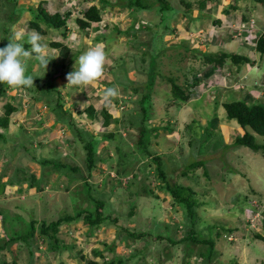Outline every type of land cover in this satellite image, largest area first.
<instances>
[{
    "label": "rangeland",
    "instance_id": "1",
    "mask_svg": "<svg viewBox=\"0 0 264 264\" xmlns=\"http://www.w3.org/2000/svg\"><path fill=\"white\" fill-rule=\"evenodd\" d=\"M40 1L42 0H20L19 7H37ZM43 1L47 2L45 7L50 9L51 12L61 11L64 13L70 9L74 12L73 19L69 24L71 33L68 37L63 38L60 32H52L41 40V43L45 46L47 56H54L58 63L62 61L60 53L51 50L47 41L64 42L71 48L69 58L66 60V66L61 72H57L60 75L54 81V90L58 89L62 92L66 107L73 112L80 128L88 130L96 136H101L110 131L115 132V143L123 142L122 147L126 151L135 149L137 131L131 128H129L131 129L130 131L125 130L123 126L118 130L115 124L105 127L100 113L103 108H107L117 118L131 119L132 116L138 117L139 111H136L134 102L140 96L135 94L134 88L141 86L148 80L147 72H149L150 61L153 56L155 57L157 50L160 52L156 59L158 70L152 94L153 109L151 115L152 123H150L153 126H157L158 131L154 134L155 136L153 134L151 136L152 145L150 149L161 156L173 181L194 187L199 193V200L201 203L203 202L198 210L200 217L203 219L200 227H202L201 231L205 232V234H201V237H216V233L222 225H227L229 229L233 230L229 233L221 231V237L216 240V252L214 253L212 264H260L263 262L264 243L253 238L252 230L256 229L262 232L257 225V221L262 211H264V157L261 153H256L249 148L235 146L234 139L238 133L232 136V132L239 125L236 121H230L227 118L221 104L222 102L248 100L256 97L255 92L257 89L255 85L259 81H264L262 76L264 72V56L260 58V71L252 73L245 80V83L243 81L236 86L235 83L238 81L237 77L239 76L232 70L239 68L242 73L248 67H243L242 65L236 67L229 63L223 70L219 81H216L212 73L206 70L211 66L205 65L202 55L207 52H228L252 57L254 42L264 33V27L259 24L261 22L260 17L264 19V6L253 0H210L207 2V8L199 10V0H183L193 3V13L186 14L185 6L180 3L182 0H168V2L173 3L175 8L173 9L174 13L171 12L165 16L160 13L159 9L130 13L126 10L118 11L117 8H111L105 14L104 18L106 19L103 18L100 27L97 28L98 25H96L94 28L97 29H92L87 36L74 22L78 13L88 7L86 0ZM234 6L238 7V9L233 10L232 7ZM8 9L10 10L11 7ZM244 15H247V18L248 15H252L253 20L248 23L242 22ZM162 16L167 21L160 23ZM23 17L25 18L24 20L9 29V35L13 36L14 30H23L24 38L27 37L29 30L25 20L31 19V16L27 12ZM216 20H221L223 24L221 26L217 25L215 23ZM143 22H155L157 25L155 30L157 32H154L159 35L152 43V47L157 50L156 52L154 49L150 50L151 54L147 52V62H143V50H146V48L134 45L129 37L123 36L125 32H122L121 35L117 34L113 26L117 24L123 31L130 29L134 24L139 27ZM101 26H109L110 29L106 30ZM167 27H170V29L175 27L174 34L170 33L167 36V34L159 33L161 31L165 32ZM4 33L0 30L2 35H0V43H5L4 46H7L6 44L10 42L9 38L11 36L4 41L2 38ZM101 34H106L108 40L103 41L100 39L99 36ZM138 39L141 42L149 40V32H141ZM97 44H102L106 53L103 78L96 82L94 86H67L66 74L75 70L78 57ZM28 65L36 72L34 74L37 77H33V79H38L45 75V73H41L42 70L38 73V63L32 61ZM233 67L236 68L233 69ZM57 69L54 68L52 73L56 72ZM231 71L232 73H230ZM201 73L203 74L201 75ZM34 74L33 76H35ZM186 76L188 78L192 76L194 79L204 78L202 88L205 89V92L187 104L169 106V102L172 99L171 85L166 78L176 77L180 83H184ZM222 77L225 82H223ZM256 78L258 79L255 80ZM2 84L0 83V88ZM109 87L116 88L119 95L110 101H103L102 93ZM19 91L21 92V89ZM16 94L17 91L10 87L8 88L7 98L0 94L1 113L3 112L1 108L4 104L9 102L11 97ZM262 96L260 95V97ZM218 103L219 106L217 108L216 104ZM90 104L96 107L98 113V118L93 122L86 119L85 113L82 115L78 114ZM30 106V101H26V106L14 114L15 117L7 136L9 138L14 136L16 141L17 137L22 134L21 131H18L19 127L22 129L25 127L28 132H35L38 128L36 119L42 116L46 121L43 126L46 129V133L45 136H36L37 139L32 141L34 142V147L30 146L32 155L40 160L41 158H60V156L65 157L76 154L73 159L82 165L83 163L80 161L85 157V152L79 143L73 144V138L68 129L60 126L50 128L54 114L51 111L49 113V109L44 106V103L32 105L34 107ZM28 107L30 108L28 109ZM26 111H29L28 116ZM38 111L41 113H38ZM213 117H218L217 119L219 120L215 127L216 130L213 131V137L208 142L206 140L207 136L202 135V132L200 134L199 125L209 124ZM195 119L197 122L191 123ZM127 123L128 121L125 122L126 127ZM167 124H170L169 128H166ZM187 125H191L192 132L196 136L200 135L197 140L192 141L193 139L190 135L192 132H188ZM120 134L121 138L119 137ZM256 139L259 144L264 145V137L257 136ZM15 141L13 140V142ZM10 142L11 140L7 139L4 142L6 144L1 143L0 146L2 151H7L3 157L4 162L2 159L0 160V168L2 164L3 167H8L7 174L9 177L12 175L9 169L13 165L20 163L22 165V163L25 164V160H28L27 158L22 161L18 157L16 160H13V157L10 160V153L8 152H10L9 147L13 145ZM103 146H109V150L106 153L112 157L108 165L111 164V167L116 169L118 166L120 167L115 145H111L109 141L101 142L99 151L102 150ZM149 161L144 160L142 163H137L134 167V174L137 175L138 179H132L133 175L131 174L126 178H122L120 183L116 181L115 171H113V168H110L112 170L110 171L108 165L100 163L99 169L93 173L96 177L93 180L95 186L103 184L107 174L110 175L106 180L107 187L105 192L102 188L92 187V190L90 189L91 194L96 198L103 192L106 193L104 199L106 216H109L113 223L105 228L107 230L105 234H107L109 239L112 236L114 237L112 242L110 241L107 244L108 246L104 247L105 251L109 252V249H113V246H116L114 256H128L130 255L129 251L123 249L125 244V246L127 245L133 250L134 259L130 264L137 263V261L140 264H152L160 257H162L161 264H186L187 259L185 258L188 247L183 242L176 245L172 243L184 235L185 231L177 229L179 223L182 224L183 228L186 227L183 213L182 211L176 212L172 208L171 198L161 193L157 188L159 182L152 175L156 165L153 164L149 168ZM195 161H203L208 172L205 173L203 168H198L195 172H192L193 174H188L189 177H183L182 171L185 170L187 165ZM28 162H26L25 166L27 167L28 165V169L36 177H41V167L33 162ZM148 172H152L149 179L142 183L145 174H148ZM113 178H115L114 181L112 180ZM50 179H52V182H59L60 179L65 182L68 181L65 176L59 177L57 174L51 176ZM3 182H7V178H3ZM25 184H19L22 186L17 190V195L8 200H6L7 198L4 195L6 188L0 185V197L5 196V198L0 199V213L4 219V226L1 220L0 223L1 227L5 229L7 237L11 236L10 238H12L13 236L27 234L33 221L49 223L68 215H75L80 209L91 212L96 210V205L89 197L87 198L90 193L84 183L79 185L73 196H71V189L70 194L68 193L69 189H67V186L61 190L62 193L52 195L56 197L53 204L48 203L46 194L38 193V189L36 194H32L31 188H27ZM145 186L155 190L160 197L156 199L153 196L145 195L143 193ZM44 187L45 185L42 186V188ZM83 191L86 192L83 194ZM104 193L103 195H105ZM212 226L216 230H213ZM122 228L128 229L135 234L145 233L147 237L145 240L135 241L132 246L130 240L133 241V239H128L126 237L127 233L122 231ZM60 232L62 233V231ZM5 235L0 232V246L6 241ZM158 236L163 237V239H157ZM64 238L70 242L69 237L65 236ZM199 247L197 248L196 246L191 253L188 252L192 258V264H198L199 262V260L195 259ZM7 248L10 250L8 254L0 251V264L12 262L11 259H17V264H26L28 246H21V242H19L13 243ZM113 255L109 258H112ZM201 262L199 264H202ZM37 263L38 261H36ZM203 264H208V262Z\"/></svg>",
    "mask_w": 264,
    "mask_h": 264
},
{
    "label": "trees",
    "instance_id": "2",
    "mask_svg": "<svg viewBox=\"0 0 264 264\" xmlns=\"http://www.w3.org/2000/svg\"><path fill=\"white\" fill-rule=\"evenodd\" d=\"M208 1L210 0H199V10H204L205 8H207ZM253 1L264 6V0ZM86 2L88 4V7L78 13V16L75 17L74 22L77 27L81 31H83L87 36L90 34L92 29L95 30L100 27L103 21V16L111 8H117L118 11L126 10L130 13H138L159 9L160 13L164 14L163 16H165L166 14L169 15L171 12L174 13L173 9L175 8L173 3L168 2V0H86ZM19 3L20 0H0V30L1 32H5L4 37H2L4 41L11 36L9 35V29L11 27L16 26L21 20H24L25 18L23 16L27 12L31 16V19L25 20L28 24V33L35 30V32H37L42 37V40L44 39L43 37L48 36L52 32H60L63 38L68 37L71 33V27L69 24L70 21L73 19V10L70 9L64 13L61 11L51 12L50 9L45 7V4L47 2L43 0L38 3L37 7H19ZM180 3L181 5L185 6L186 14L193 13L192 2H185L182 0L180 1ZM10 7L11 9L9 10L8 8ZM232 9L236 10L238 9V7L234 6L232 7ZM163 16L161 18L162 20L160 21V23L162 21H167ZM243 19L247 21V16ZM143 23L139 27H136V24H134V26H132L130 29L123 31L117 24H114L113 26L117 34L121 35L122 32H125L123 36L125 35L129 37L134 43V45H139L142 48H146V50H142L144 51L143 62H147V52L151 54L150 50L154 49L155 52L157 50L156 48L152 47V43L157 39L159 35L158 33L154 32L156 31L155 29H157V25L155 22L144 24ZM215 23L217 25H221V20H216ZM96 25H98V27L94 28ZM103 28H105L106 30L110 29L109 26H105ZM175 30V27H172L171 29L170 27H167L165 28V32L161 31L159 33L163 35L167 34L168 36L170 35V33L174 34ZM143 31L149 32L150 39L141 42L138 37L139 34ZM99 37L103 41L108 40L106 34H101ZM27 38L28 37L24 38L23 44L25 49L29 50L31 48V45L27 43ZM47 42L48 47H50L51 50H55L60 53L62 61L58 63L57 59L54 56H47V59L49 60L48 68L41 67L39 65V62L36 61L34 58L29 59L26 62V74L31 75L32 77H37V75L34 74L36 72H34L32 68L28 65L29 62L33 61L38 63L39 65L38 73L42 70L41 73H45V75L41 76L38 79L35 78L33 86L30 88L10 87L14 91H17V94L11 97L9 102H6L4 104V106L2 107L3 112L0 113V141H2L0 142V146L1 143H4L9 138L7 136L6 131H8L10 127L12 116L17 113L22 107L26 106V101H30V107H34L35 104H39L42 102L44 103V106L48 107L51 113L54 114L55 122L53 126L61 124L62 126L66 127L72 135L73 144L75 145L76 143H79V145L82 147L83 151L85 152V157L82 158L80 162H82L83 164L80 165L77 161H75V159H73L75 158L76 154L68 155L65 157L60 156V158L55 157L53 159L38 160L36 156L32 155L30 150L31 145L34 147V142L32 141L37 139V134H30L23 128L21 130L22 134L17 137L16 141L15 139H13L15 142H13V140L10 142L13 143V145L9 147L10 152H8L10 153V160L12 159V157L13 160H16L18 157L22 161L28 158V160H25L26 162L30 161L33 163H38L41 166L43 175L40 179H38L36 175L28 169V165L27 167L25 166L26 162H24L25 164L22 163V165H20L21 163L13 165L11 167L12 169H9L12 172L11 177H9L7 174L8 167L6 168L4 166L3 172L0 176V185L6 188L7 185H13L15 183L18 185L22 183H28L29 187H36L38 191H40L42 189L43 183L47 178H51V176H53L54 174H57L59 177L65 176L68 180V184L65 185V187L67 186V189H70L73 183H84L86 189H89L90 193L89 195H87V198L89 197V199L93 201V203L96 205V210L94 212H91L80 209V211H78L75 215H68L66 217L60 218L56 221H52L49 223L45 221L41 223L33 221L31 223V229L27 234L22 236H13L12 238H10L11 236L7 237L5 235V229L2 228V232L5 235L6 241L4 240V244L0 246V251H2V253H5L4 251L8 250V246L12 245L13 243L21 242V246H28L29 248L27 253L28 257L26 258L27 264H34L35 252L38 251L41 245H45V250L48 253L64 251L67 247H69L68 244L62 238L59 237V232L63 225L83 220L84 223L90 228V232L93 234L97 231V229H99L103 225H110L113 223L110 220L111 218L109 216H106V204L104 203V199L106 196V193L104 192L107 187L106 180L110 175L107 174L106 180L101 186H95L93 184V180L96 179L93 173L94 171L99 169V164L102 163L108 165L109 161L112 160V157L106 153V151L109 150V146H103L102 150L99 151L101 142L109 141L111 142V145H115L117 149L116 153L119 159L118 165H120V167L118 166L117 169L111 167V164L108 165L109 169L113 168V171H115V178H117V182L120 183L122 178H126L131 174L133 175L132 179H138L137 175L134 174V167L137 163H142V161L144 160H150L149 168L153 164L156 165V169L154 170V173L152 175L155 180L159 182L157 188L161 191V193L171 198L173 206L172 208L176 210V212L182 211V215L184 216V222L186 223V227L184 228L181 226L182 224H178L177 229L185 232L183 236H180L179 239H176L172 242L173 245L179 244L180 242L186 244V247H188L187 256L185 258L187 259L186 264H192V258L189 253H191L196 246L197 248L198 246H202L201 248L199 247L196 253L197 257L195 259L199 260L198 264L200 263V261H202V264L206 262H208V264H212L213 256L216 252V240L221 237V231L229 233L233 230L229 229L227 225H222V227L218 229L216 233L217 238L201 237V234H205V232L201 231L202 227H200L201 220L203 219L200 217L198 210L203 202L201 203L199 200V193L194 189V187L186 186L182 183H179L178 181H173L172 176L168 173L166 169V164L161 158V156L150 149L152 145L151 136L152 134H156L158 131L157 126H153L150 123H152L151 115L153 109L152 94L154 91V82L157 76L156 72L158 70L156 59L157 55H159L160 52H158L157 50L155 57L153 56V59H151L150 61V65L148 68L149 72H147L148 80L141 86L134 88L135 94L140 96L139 99L134 102L136 111H139V115H137L138 117L132 116L131 119L117 118L112 113H110L107 108H103L100 113V116L103 119V125L105 127H109L110 125L115 124V127L118 130H120V128H122L123 126L125 130L130 131L131 129H135L137 131V142H135V149L126 151L122 147L123 142L115 143V132L110 131L108 133L102 134L101 136H96L90 131L79 127V124L76 120V117H74L73 112L68 107H66V104L64 102L65 98L62 92L58 89L54 90V81L57 76L59 77L60 74L58 73L61 72L62 69L66 66V60L69 58L71 48L68 44H65L64 42ZM254 43L256 52L259 53L261 56H264V33H262V35H260ZM4 44L5 43H0V48L5 47ZM34 55L35 54H33V56ZM202 58L204 60L205 65L211 66V68L213 69L212 75L216 81H219V78L223 74V70L228 66L229 63L233 64L236 67L245 64H255V61L252 58L237 53L207 52L202 55ZM54 68L58 69L56 70V72L52 73V70ZM31 73H33L35 76H33V74ZM166 79L171 85L172 99L169 102V106H181L187 104L191 100L195 99V97L202 95L205 92V89L202 88V83L204 82L201 78L194 79V77L192 76H190L189 78L188 76H186V80L184 83H180L178 81V78L176 77H168ZM8 88L9 86H7L6 84H2V87L0 88V94L4 98L8 97ZM19 89H21V92L19 91ZM17 98H19V100H17ZM218 106L219 103L216 104L217 108ZM221 106L224 108L227 118L230 121H236L240 126L241 130L243 131L242 135H238L236 137L234 142L235 146L249 148L250 150L256 153H261L264 157V145L259 144L256 139L257 136L264 137V99L258 98L256 96L248 100L246 99L232 102H222ZM38 113L41 112L38 111ZM83 113L86 114V119L91 120L92 122L98 118L97 109L93 104H90L85 108L84 111H81L78 114L82 115ZM217 118L218 117H213L212 121H210L209 124L199 125L200 134L202 132V135L207 136V138H205L206 140H208V142L213 137V131L216 130L215 127L217 126V121L219 120ZM43 121V117L40 116L39 119L37 118V126H40ZM126 121H128L127 127L125 126ZM196 122L197 120L195 119L192 120L191 123ZM169 126L170 124H167L166 128H169ZM211 127L213 130L211 129ZM187 130L188 132H192L191 125H187ZM190 135L192 136V141L197 140L200 136H196L193 132ZM119 137H122L121 134L119 135ZM12 147L14 148V150H12ZM5 153H7V151H2V149H0V160H3ZM198 168H203L205 173L208 172V169H206L205 163L203 161H195L194 163H190L185 167V170L182 171L183 177H189L188 174L195 172V170H197ZM111 169L110 171H112ZM151 173L152 172H148V174H145L142 183L149 179ZM5 177H9L7 182H3V178ZM115 178H113L112 180L114 181ZM92 187L99 189L102 188L104 190L103 193L105 195H103L102 193L99 197L96 198L91 194ZM85 192L86 191H84L83 193ZM143 193L148 196H153L156 199L160 197L155 190L149 187L147 188L146 186L143 189ZM102 197L103 199H101ZM1 216L2 214L0 213V220L3 222L4 219ZM257 225L261 228L262 232L253 229V238L264 243V211H262L259 220L257 221ZM179 226L181 227L179 228ZM212 229L216 230L215 227H213ZM122 231L127 233L126 237L128 239H133V241L130 240V243L133 244L135 243V241L145 240V238L147 237V234L145 233L135 234L125 228H122ZM157 239H163V237L158 236ZM107 246L108 245L105 244V247ZM113 247L114 250L109 249V252L114 254V251L116 252V246ZM126 247L128 248L127 245ZM102 254L103 253L101 251L95 252V255L99 257L103 256ZM79 256L82 260H85V256L82 252H79ZM116 256L118 255H115L111 260L104 261L103 264H130L131 261L134 259V255L130 257ZM155 262H152V264H155ZM14 264H17V262L15 261ZM87 264L98 263L94 261H89L87 262ZM133 264H140V262L138 261L137 263ZM156 264H161V261L158 260ZM261 264H264V262H262Z\"/></svg>",
    "mask_w": 264,
    "mask_h": 264
},
{
    "label": "crops",
    "instance_id": "3",
    "mask_svg": "<svg viewBox=\"0 0 264 264\" xmlns=\"http://www.w3.org/2000/svg\"><path fill=\"white\" fill-rule=\"evenodd\" d=\"M104 16H103V18H104ZM246 16L247 15H244L243 18L246 17ZM243 18H242L241 21L242 22H246V23L253 20V16L252 15H250V16L248 15L247 21H245ZM104 19H106V18H104ZM260 21L261 22H259V24L264 27V19L262 17H260ZM221 24H223V22H221ZM219 26H221V25H219ZM101 27L103 28V26H101ZM252 48L254 49L253 50L254 53L252 52V55L253 56L250 57V58H252L255 61V64L254 65H250V64L242 65L243 67H248V69L243 70L242 73H241V69L236 68V67H233V69L234 68H236V69H234L232 71L234 73H237V75L239 76V77H237L238 78V81H236V83H235L236 86L238 84H240L241 82H243V81L245 83V80H247L252 75V73H255V72L260 71L259 63H261L260 58H262V56L259 53L256 52V50H255V44H254V46ZM206 70H209L213 74V69L211 67L209 69H206ZM232 71L230 73H232ZM202 74L203 73H201V75ZM262 76H263V80H264V72H263ZM201 79L203 80L204 78L201 77ZM257 79L258 78H256L255 80H257ZM223 82H225V79L224 78H223ZM256 82H258V81H256ZM255 86H256V89H257V91L255 92V95L258 98L264 99V81H259L258 83H256ZM260 95H263V96L260 97ZM29 108L30 107H28V109ZM28 112L29 111H26L27 116H28ZM49 113H50V109H49ZM14 117H15V115H13L12 118H11V124H10V127H9L8 131L10 130V128L12 126V122H13V118ZM45 122L46 121L44 120L43 123H41V125L38 126V128H37V130L35 132H29V133L30 134L31 133L37 134L36 135L37 137L38 136L40 137L41 135H44L45 136L46 129L43 128V126L45 125ZM54 122H55V118L53 116V118H52V125H51L50 128H57L58 126H60L61 128H64L65 129V127L62 126L61 124H58L56 126H53L54 125ZM14 123H15V121H14ZM23 128L25 129V127H23ZM21 130H22V128L19 127L18 131H21ZM8 131H6V132L8 133ZM50 132L52 134H54L53 131L50 130ZM232 133H233L232 136L233 135L235 136L236 133H238V135H242L243 134V131L238 126V128H236L235 131H233ZM14 138H15L14 136H11V138H8V139H10L12 141ZM235 139H236V136H235ZM42 159H47V158H41L40 160H42ZM48 159H53V158H48ZM35 164H38V163H35ZM2 172H3V164H2V166L0 168V176H1ZM41 174L43 175L42 169H41ZM41 177H37V178L40 179ZM5 178H7V181H8L9 177H5ZM45 178H47V177H45ZM22 184H25V183H22ZM67 184H68V182L67 181L66 182L65 181H62V179H60L59 182H57V181H53L52 182V179H50V178L48 179L47 178L45 180V182L43 183V185H45V187L42 188L40 191H38V193L46 194L48 196V203L49 204H53L55 202L56 197H54L52 195H55V194L57 195V194L62 193L61 190H63V188H66L65 185H67ZM80 184L81 183H73V185L70 187V189L72 191L71 196L75 195L74 192L76 191V189L79 187ZM25 185H27V188L29 187V184L28 183H26ZM21 186L22 185H18L16 183L13 184V185H7L8 189L6 187L5 194H4L6 196V198H7L6 200L12 199L14 197V195H17L16 192H17V190ZM70 189L68 191L69 194L71 192ZM8 190H10V191H8ZM31 190H32V192H31L32 194H34V193L36 194V192H37V188L36 187H32ZM5 196L4 197H0V199L5 198ZM107 226L108 225H106V224L103 225L102 227H100L99 229H97V231L95 233L92 234L90 232V228L84 223L83 220L82 221L80 220L78 222H74V223H71V224L63 225L61 227L62 230H60V231H62V233L59 232V237L62 238L68 244L69 247H67L64 251H58V252L48 253L45 250L46 249L45 245H41V247L38 249V251L35 252L34 264H36V261H38L37 264H87V262H89V261H94V262H97L98 264H103L104 261H108L110 259H113V257H114L113 253L106 252L105 251V248H104L105 247V244H108L110 241L112 242V239L114 237V236H112V238L109 239L107 237V234H105V233H107V230L105 229ZM0 231H1V233H3L2 232L1 223H0ZM115 232L117 234L116 228H115ZM116 234H115V236H116ZM65 236L66 237H69V239H70L69 241L70 242H68V241L65 240V238H64ZM130 244L132 246L134 245L133 243H130ZM118 248H120V246H118ZM118 248H117V254H118ZM123 249H125L126 251H129V253H130V255H128L129 257L133 255V250L130 249L129 247L127 248L125 246V244H124ZM97 251H101L103 253L102 254L103 256L99 257V256L95 255V252H97ZM4 252L8 254L10 252V250L8 249L7 251H4ZM79 252H82L83 253V255L85 256V260H82L80 258ZM105 253H106V256H105ZM41 255H43V257H41ZM111 255H113V257L112 258H109V257H111ZM27 257L28 256L26 255V258ZM161 258L162 257H160V259L159 258L156 259L155 261L156 262H158V260L161 261ZM11 260H12V262H7V264H14L15 261L16 262L18 261L17 259H14V260L11 259ZM26 264H27V262H26Z\"/></svg>",
    "mask_w": 264,
    "mask_h": 264
},
{
    "label": "clouds",
    "instance_id": "4",
    "mask_svg": "<svg viewBox=\"0 0 264 264\" xmlns=\"http://www.w3.org/2000/svg\"><path fill=\"white\" fill-rule=\"evenodd\" d=\"M27 37V43L31 45L29 50H26L23 44V30H14L7 46L0 48V83L13 88L32 87L34 79L26 74V62L29 59L34 58L41 67L48 68L49 60L45 46L41 43L42 37L35 30L27 33ZM105 63L104 47L97 44L78 57L75 70L66 74L67 86H94L104 76ZM118 95L116 88L109 87L103 91L102 99L110 101Z\"/></svg>",
    "mask_w": 264,
    "mask_h": 264
},
{
    "label": "built area",
    "instance_id": "5",
    "mask_svg": "<svg viewBox=\"0 0 264 264\" xmlns=\"http://www.w3.org/2000/svg\"><path fill=\"white\" fill-rule=\"evenodd\" d=\"M252 24H253V22H252Z\"/></svg>",
    "mask_w": 264,
    "mask_h": 264
}]
</instances>
